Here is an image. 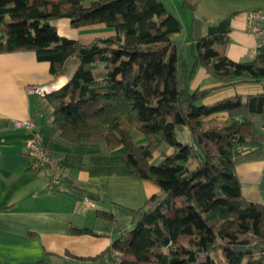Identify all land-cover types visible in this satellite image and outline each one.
<instances>
[{
	"label": "trees",
	"instance_id": "1",
	"mask_svg": "<svg viewBox=\"0 0 264 264\" xmlns=\"http://www.w3.org/2000/svg\"><path fill=\"white\" fill-rule=\"evenodd\" d=\"M182 6L193 13L192 64L175 40L181 20L163 0H0V51L33 50L54 75L74 59L68 82L44 96L59 138L123 146L135 174L159 187L113 240V264H264V204L244 197L236 173L264 147V92L207 105L214 88L191 87L201 66L222 82H262L264 55L231 59V17L198 16L194 0ZM63 18L114 34L84 44L59 34ZM219 112L228 117L206 120Z\"/></svg>",
	"mask_w": 264,
	"mask_h": 264
},
{
	"label": "crops",
	"instance_id": "2",
	"mask_svg": "<svg viewBox=\"0 0 264 264\" xmlns=\"http://www.w3.org/2000/svg\"><path fill=\"white\" fill-rule=\"evenodd\" d=\"M194 1L200 15L211 21L231 17L226 47L231 59L248 61L264 55V39L246 31L247 12L263 9L264 0ZM72 28V38L84 44L114 34L105 24ZM75 68L71 59L63 74L54 75L50 63L39 60L33 50L0 51V264H113V240L122 227H133L134 210L160 190L135 174L123 146L109 150L103 140L65 144L46 98L25 91L27 84L52 81L60 88ZM213 77L201 66L191 82L193 89L214 88L205 99L207 105L237 94L264 92V81L233 84ZM227 117V112H219L206 120ZM18 119H32L34 130L68 168L69 178L59 188H50L48 170L32 168L27 149L32 132L16 127ZM236 173L244 197L264 204V147L241 159Z\"/></svg>",
	"mask_w": 264,
	"mask_h": 264
},
{
	"label": "built area",
	"instance_id": "3",
	"mask_svg": "<svg viewBox=\"0 0 264 264\" xmlns=\"http://www.w3.org/2000/svg\"><path fill=\"white\" fill-rule=\"evenodd\" d=\"M246 31L257 38L264 39V8L253 9L247 12ZM57 82L27 84V94L47 96L58 89ZM15 126L28 129L32 136L27 141V149L31 155V166L35 170L49 171V186L52 189L59 188L69 178L68 168L62 164L57 154L43 141L41 135L36 132L32 119L15 120Z\"/></svg>",
	"mask_w": 264,
	"mask_h": 264
},
{
	"label": "rangeland",
	"instance_id": "4",
	"mask_svg": "<svg viewBox=\"0 0 264 264\" xmlns=\"http://www.w3.org/2000/svg\"><path fill=\"white\" fill-rule=\"evenodd\" d=\"M207 1H208V3L211 2V0H207ZM163 2L167 6V8L171 12H173L181 20V23L183 26L182 31L175 35V40L177 42H180V49L183 48L185 50L186 56L192 60L191 44H190V42L187 41V39H188V35H189V29H190L193 13L190 9H185L182 6L183 0H163ZM197 10L200 12L199 6H198ZM198 11H197L198 16H202V15H200V13ZM208 20H211V19H208ZM212 21H214V20H212ZM64 23H67V24H64ZM54 24L57 26V29H58L60 35H65L67 37L72 38V35H71L72 30L71 29H73V28H72V25H71V22L69 19H67V18H63L61 20L59 19V20L55 21ZM104 31H106V30H104ZM102 35L108 37V33L102 34ZM214 80L216 81L215 78H214ZM178 135H179V139L181 140L182 139L181 133L179 132ZM133 137H134V139L139 140L142 138V135L140 134V132L138 130L135 129L133 131ZM165 149H167V148L164 145L160 149L155 150L154 157H153L152 161L153 162H159L162 159V153Z\"/></svg>",
	"mask_w": 264,
	"mask_h": 264
}]
</instances>
